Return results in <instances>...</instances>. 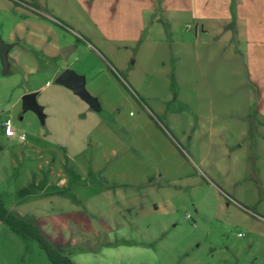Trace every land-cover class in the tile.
Masks as SVG:
<instances>
[{
    "label": "rangeland",
    "instance_id": "374dc122",
    "mask_svg": "<svg viewBox=\"0 0 264 264\" xmlns=\"http://www.w3.org/2000/svg\"><path fill=\"white\" fill-rule=\"evenodd\" d=\"M19 1L0 0V38L6 43L12 39L10 44L18 47L8 53V66L0 61V122L10 118L16 132V138L8 140L0 128V198L5 208L38 226L74 264H264V150H257V161L249 150L243 173L229 157L200 163L183 145L180 149L167 141L162 147L154 130L150 135L156 146L148 143L138 126L168 130L159 116L147 113V93L165 98L171 91L162 84L146 86V93L141 87L130 88L131 99L125 101L111 85V58L103 52L116 47L118 36L127 30L126 5H111L110 0H37L45 18H34ZM258 1L259 9L253 4L250 8L264 20V0ZM180 23V36L186 35L188 26L193 34L194 22ZM261 31L263 35L264 21ZM252 41L241 45L249 72L254 63L264 65V44L258 47ZM64 48L75 51L63 58ZM26 55L32 57V70L16 62H26ZM76 57L81 65L94 67L92 76L98 79L101 98L105 97L101 115L116 142L118 161L105 163L101 150L91 145L80 156H63L70 178L65 195L35 197L33 170L39 160L29 144L45 148L48 139L67 144L65 138L77 134L68 123L65 134L44 138L48 119L41 99L37 102L44 114L24 108L22 99L44 81L36 76L38 72L73 66ZM112 71L114 79L125 85L124 73ZM262 72L263 67L254 70ZM51 91L45 90L42 98ZM162 103L173 109L172 101ZM176 104L184 113L182 104ZM90 106L100 108L95 102ZM108 110L115 113L108 116ZM126 146L128 155L121 158ZM40 172L46 175V168ZM23 189L32 195L21 197ZM0 264L51 262L36 241L0 222Z\"/></svg>",
    "mask_w": 264,
    "mask_h": 264
},
{
    "label": "crops",
    "instance_id": "0c3cea01",
    "mask_svg": "<svg viewBox=\"0 0 264 264\" xmlns=\"http://www.w3.org/2000/svg\"><path fill=\"white\" fill-rule=\"evenodd\" d=\"M110 1L111 5L121 2L127 7L124 18L127 30L123 36H118L120 39L115 42L116 47L103 52L111 58L110 68L118 74L124 73V82L128 88L119 80L117 82L114 79L116 75L110 71L113 79L111 85L117 95L128 101L131 99L128 94L132 96L128 89L136 90L141 87L146 93V86L160 84L169 86V93L172 94V98H169V94L164 98L159 94L147 93L150 100H147L150 103L147 113L159 116L168 130L163 131L159 127L158 130L155 126L152 128L148 125L138 126L140 132L144 133L143 136L147 137V142L156 146L150 134L157 131L155 136L162 147L166 146L167 141L175 143L180 149L183 145L200 163L209 159L217 162L229 157L232 164L238 165V170L246 173L249 150L251 149L252 157L256 161L259 156L256 154L257 150H264V72L254 73L256 68H264V65L254 63L249 72L245 67L241 49L242 44L244 46L245 42L252 40L258 47L264 44V33L262 35L261 31L264 20L258 17L255 8L252 9V4L259 9L260 1ZM19 2L21 6L26 5L34 18H39L35 13L45 18L40 11L42 3L39 1ZM30 4H34L37 9ZM44 4L46 8V3ZM183 19L188 23L194 22L193 34L187 27L184 28L186 35H179V26H182L180 22ZM166 31L170 34L169 39L165 38ZM10 45L12 47L9 52L17 51L15 43ZM87 49L90 50L91 46H87ZM74 51L72 49L68 56ZM25 59L26 62H16L32 70V57L26 55ZM80 61V57H76L73 66H66L57 70L58 72H38L36 76L42 77L44 81L28 91L35 94L36 102L38 98L41 99L40 104L46 108L44 117H47L48 123L44 138H54L53 134L57 133L65 134L68 123L75 128L73 134H77L76 138H65L67 144L48 139L46 149L40 145L29 144L39 160L37 169L33 170L35 178L32 185L38 190L34 193L35 197L65 195L70 178L64 171L63 156H80L91 145L95 150H101L100 157L105 163L112 162L113 159L112 163L118 161L116 142L109 128L104 126L101 115L102 100L105 97L101 98L97 88L98 79L92 76L94 67L81 65ZM75 64L77 68H74ZM67 69L82 79L91 102L83 100L70 89L55 82V78ZM88 75L91 77L88 78ZM47 89L52 91L42 98ZM170 101L174 103L173 109L162 103ZM92 102L100 108H92ZM176 102L182 104L184 113L179 112ZM37 105L43 113V107L38 102ZM107 113L111 116L115 112L108 110ZM19 141L22 142L20 139ZM204 148L207 150L205 154L201 151ZM127 149L126 146L120 153L121 158L128 155L125 151ZM148 152L150 154L149 149ZM262 157L264 158L263 152ZM44 167L46 175H41L40 171ZM256 171L259 173L258 169ZM105 176L107 178V174ZM28 194L31 196V191Z\"/></svg>",
    "mask_w": 264,
    "mask_h": 264
},
{
    "label": "trees",
    "instance_id": "16d2710c",
    "mask_svg": "<svg viewBox=\"0 0 264 264\" xmlns=\"http://www.w3.org/2000/svg\"><path fill=\"white\" fill-rule=\"evenodd\" d=\"M31 7L37 9L34 4H30ZM37 16L41 17L39 14L35 13ZM30 193L28 189H23L21 192V197H24ZM0 222L7 226L12 232L30 238L36 241L45 253L51 264H74L68 257L62 255L42 234L38 226L34 223L26 221L25 219L15 215L14 213L8 211L4 202L0 198Z\"/></svg>",
    "mask_w": 264,
    "mask_h": 264
},
{
    "label": "water",
    "instance_id": "95a60500",
    "mask_svg": "<svg viewBox=\"0 0 264 264\" xmlns=\"http://www.w3.org/2000/svg\"><path fill=\"white\" fill-rule=\"evenodd\" d=\"M11 47L12 46L10 44H6L0 38V61L4 66H8L7 55ZM71 50V48H64L61 50L60 54L63 58H67ZM55 82L70 89L73 93L81 97L83 100L91 102L89 95L83 87L82 79L73 71L68 69L63 71L56 78ZM22 103L24 108L32 109L35 112H40V108L37 105L34 93L26 94L22 99Z\"/></svg>",
    "mask_w": 264,
    "mask_h": 264
},
{
    "label": "built area",
    "instance_id": "2783aa9c",
    "mask_svg": "<svg viewBox=\"0 0 264 264\" xmlns=\"http://www.w3.org/2000/svg\"><path fill=\"white\" fill-rule=\"evenodd\" d=\"M188 28H190L188 26ZM0 128L2 131V134L7 139H12L16 137V132L12 126V121L10 118H5L0 122Z\"/></svg>",
    "mask_w": 264,
    "mask_h": 264
}]
</instances>
